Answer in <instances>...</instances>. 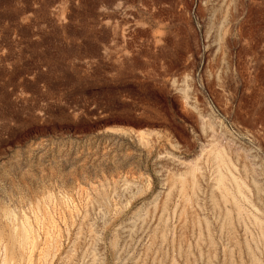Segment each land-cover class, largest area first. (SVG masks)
I'll return each instance as SVG.
<instances>
[{
    "label": "rangeland",
    "instance_id": "374dc122",
    "mask_svg": "<svg viewBox=\"0 0 264 264\" xmlns=\"http://www.w3.org/2000/svg\"><path fill=\"white\" fill-rule=\"evenodd\" d=\"M263 237L264 0H0V264H264Z\"/></svg>",
    "mask_w": 264,
    "mask_h": 264
},
{
    "label": "bare ground",
    "instance_id": "6f19581e",
    "mask_svg": "<svg viewBox=\"0 0 264 264\" xmlns=\"http://www.w3.org/2000/svg\"><path fill=\"white\" fill-rule=\"evenodd\" d=\"M219 154V153H218ZM227 159V158H226ZM229 161V160H228ZM231 165V164H230ZM217 168V167H216ZM220 170V169H219ZM235 170V169H234ZM190 171V170H189ZM216 172V171H215ZM221 172V171H220ZM223 174V173H222ZM221 173L220 174H218V177H217V181H216V183H218V187L220 186L221 188H223V192L225 193V192H228L227 191V189L225 188V182H226V180L228 179V177L224 174V176L222 175ZM197 175V174H196ZM185 176V175H184ZM227 177V179H226V177ZM195 177V176H194ZM187 178V177H186ZM179 180V179H178ZM228 183V182H227ZM185 184V183H184ZM236 184H238V183H236L235 182V184L234 185H236ZM227 187V186H226ZM237 187V186H236ZM238 187H239V185H238ZM183 188V187H182ZM190 189V188H189ZM235 189H237V188H235ZM238 189H240V188H238ZM236 190V191H239V190ZM220 190V189H219ZM220 192H222L221 190H220ZM219 192V193H220ZM239 194V193H238ZM244 194V193H243ZM237 195V194H236ZM242 195V194H241ZM229 196H231L230 195V193H229ZM224 197V196H223ZM227 198V197H226ZM241 198V197H240ZM230 199H231V197H230ZM233 200V199H232ZM243 200V199H242ZM236 206H238V205H235V207ZM238 208V207H237ZM237 210H239V209H237ZM240 214V213H239ZM239 218V217H238ZM228 223V222H227ZM259 223V222H258ZM28 225V224H27ZM26 225V226H27ZM225 226V225H224ZM22 228V227H21ZM15 229V228H14ZM14 229H13V231H14ZM155 229V228H154ZM23 232V231H22ZM25 233V232H24ZM30 233V232H29ZM27 237V236H26ZM25 238V237H24ZM264 238V237H263ZM20 239V238H19ZM26 239V238H25ZM33 241V240H32ZM264 244V243H263ZM33 245V244H32ZM31 245V246H32ZM23 251V250H22ZM29 252H31L30 250H29ZM4 255V254H3ZM31 255V254H30ZM6 259V258H5ZM11 262V261H10ZM2 264V263H1ZM5 264H7V263H5Z\"/></svg>",
    "mask_w": 264,
    "mask_h": 264
}]
</instances>
